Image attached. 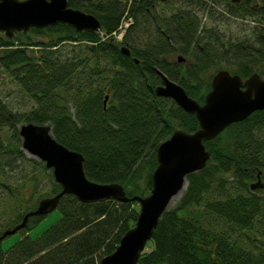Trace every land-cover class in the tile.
I'll list each match as a JSON object with an SVG mask.
<instances>
[{"label": "trees", "instance_id": "16d2710c", "mask_svg": "<svg viewBox=\"0 0 264 264\" xmlns=\"http://www.w3.org/2000/svg\"><path fill=\"white\" fill-rule=\"evenodd\" d=\"M252 1L228 0L232 14L215 19L242 11L258 19L254 38L234 40L202 24L194 7L204 10L208 4L211 18L214 0H68L94 14L101 28L77 33L59 23L13 38L0 34V68L35 103L17 112L0 96V175L18 170L28 176L22 184H1L11 195L3 206L14 212L6 229L20 223L39 200L61 191L50 170L49 191L36 195L35 168L40 175L48 169L30 159L34 168L25 172L17 128L23 123L48 124L58 142L83 155L89 180L119 183L128 198L147 196L158 146L175 129L199 127L194 114L156 94L160 73L200 104L220 70L243 80L254 73L264 77V0L257 8ZM169 4L171 13L159 10ZM124 23L128 26L118 39ZM7 130L15 143L7 141ZM261 132L264 111H255L203 141L209 153L205 167L187 176L186 189L162 213L136 264H264V188L251 189L258 176L264 180ZM56 209L58 219L35 239L28 231L46 215L30 217L19 230L24 235L7 250L0 244V264H100L135 225L140 205L113 199L82 203L66 194Z\"/></svg>", "mask_w": 264, "mask_h": 264}, {"label": "water", "instance_id": "95a60500", "mask_svg": "<svg viewBox=\"0 0 264 264\" xmlns=\"http://www.w3.org/2000/svg\"><path fill=\"white\" fill-rule=\"evenodd\" d=\"M240 0H231L238 3ZM65 24L75 32H96L100 20L89 12L74 8L68 0H0V32L13 37L16 32ZM121 52L129 55L127 46ZM179 60L182 57L178 58ZM162 84L155 88L159 96L171 98L188 114H194L199 127L192 131L175 129L157 148V166L152 174V187L145 197L128 198L119 183H96L83 170V155L58 142L48 124L23 123L19 127L21 147L50 169L61 191L42 198L37 207L26 212L20 223L6 229L0 242L24 228L30 217L47 215L58 206L63 195L70 194L82 203L113 199L140 204L135 225L120 238L116 249L100 259V264H136L162 213L172 199L186 186L187 176L205 167L209 159L203 141L215 138L227 126L245 120L255 111H264V78L258 73L243 80L239 75L220 70L211 80V90L203 104L188 96L184 88L160 73ZM107 96L104 99L106 103ZM264 188L259 176L251 189Z\"/></svg>", "mask_w": 264, "mask_h": 264}, {"label": "rangeland", "instance_id": "374dc122", "mask_svg": "<svg viewBox=\"0 0 264 264\" xmlns=\"http://www.w3.org/2000/svg\"><path fill=\"white\" fill-rule=\"evenodd\" d=\"M162 1H165V0H161V2ZM227 1L228 0H214V2L212 3L214 4V6L210 7V9H212L211 18L209 17L210 15L208 11L209 9L208 4L204 10L202 8L194 7L195 10L197 11V14L201 18L202 24L214 25L215 28L218 29V31H220L224 37L232 38L234 40H237V38L241 39L244 37L254 38L255 34L253 33V28L258 24V19L249 17V16H242L240 15L242 14V11L237 16L224 15L222 16L220 20L215 19V17L218 14H232L228 11L229 7L227 5ZM252 2L254 3L255 8H257L260 5V2L258 0H254ZM162 9H164L163 13L168 14L173 11L174 7H172L170 4L168 6L166 5L165 7L160 5L159 10L161 11ZM16 33H14V35ZM0 34H2L3 36H6L3 32H0ZM23 34H29V31L23 32ZM32 38L34 40H43L35 36H32ZM178 55H181V54L177 53L173 55L171 59L172 60L176 59ZM0 96L2 100L6 104H8L9 107H12V109L17 112L27 111L29 110V108H31L35 104L33 98L27 95L26 93H24L23 91H21V89L11 80L7 72L1 68H0ZM19 127H20V124L17 125L18 129ZM262 133L263 132H261V136L264 137V134ZM6 138H7V141L15 143V140L11 136V132L9 130L6 131ZM20 149L23 151V154L26 157V160H24L22 164L25 172H29L32 170V168H34V164L28 161L30 159L41 162L45 166V164L42 161L28 154L24 149H22V147H20ZM37 168L39 169L38 166ZM38 169L35 168L36 173H37V178H38V181H37L38 186H37L36 195L39 193L41 194V193L48 192L50 185H51V178L49 176L50 170L47 168L48 170L45 171L43 175H40L41 172H39ZM1 175H0V232L5 230L9 226V224H11L14 221V212H12L11 208H7L3 206L5 204V201L9 205L8 202H9L11 195L7 193V190L1 187L2 186L1 184L7 183L10 186H13L16 184L18 185L19 183L22 184L24 180L28 177L24 175V172H23V176H19L20 172L18 170L12 172L11 175L7 173L6 171H3ZM260 180L264 182L262 178H260ZM257 181L258 179L252 181V183H256ZM186 186L184 187V189H182L181 193H179L172 199V201L170 202L167 208H171L175 205V203L180 199L183 191L186 189ZM32 188L33 187L30 186L29 190H27L26 192L29 194ZM58 217H59L58 209L53 210L52 212L47 214L45 218L39 224L31 228L28 231V235L35 239L46 228H48L50 225L55 223ZM21 233L22 231H18L15 234L6 236L0 243L2 249L7 250L10 246H12L15 242H17L22 237V235H24L25 231L22 233V235Z\"/></svg>", "mask_w": 264, "mask_h": 264}, {"label": "bare ground", "instance_id": "6f19581e", "mask_svg": "<svg viewBox=\"0 0 264 264\" xmlns=\"http://www.w3.org/2000/svg\"><path fill=\"white\" fill-rule=\"evenodd\" d=\"M124 27V28H123ZM126 28V26H122V30H121V32L120 33H122L123 31H124V29Z\"/></svg>", "mask_w": 264, "mask_h": 264}]
</instances>
